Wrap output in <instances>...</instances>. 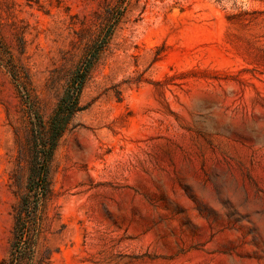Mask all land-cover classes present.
<instances>
[{
    "label": "rangeland",
    "instance_id": "1",
    "mask_svg": "<svg viewBox=\"0 0 264 264\" xmlns=\"http://www.w3.org/2000/svg\"><path fill=\"white\" fill-rule=\"evenodd\" d=\"M98 45L22 264H264V0H0V264Z\"/></svg>",
    "mask_w": 264,
    "mask_h": 264
},
{
    "label": "trees",
    "instance_id": "2",
    "mask_svg": "<svg viewBox=\"0 0 264 264\" xmlns=\"http://www.w3.org/2000/svg\"><path fill=\"white\" fill-rule=\"evenodd\" d=\"M100 45L93 46L88 55L72 71L70 78L49 119L46 134L34 139L31 147L29 174L26 192L21 197L15 212L14 246L10 264H22V245L31 246V229L36 226L37 207L47 189V172L58 139L67 128L72 115L83 108L79 97L96 60Z\"/></svg>",
    "mask_w": 264,
    "mask_h": 264
}]
</instances>
